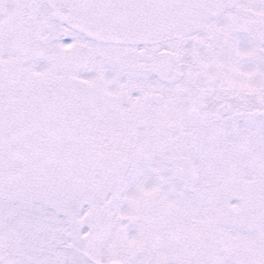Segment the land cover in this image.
<instances>
[{"label":"snow or ice","instance_id":"snow-or-ice-1","mask_svg":"<svg viewBox=\"0 0 264 264\" xmlns=\"http://www.w3.org/2000/svg\"><path fill=\"white\" fill-rule=\"evenodd\" d=\"M0 264H264V0H0Z\"/></svg>","mask_w":264,"mask_h":264}]
</instances>
